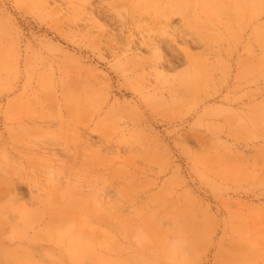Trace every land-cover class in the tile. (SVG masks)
I'll list each match as a JSON object with an SVG mask.
<instances>
[{
	"label": "rangeland",
	"instance_id": "1",
	"mask_svg": "<svg viewBox=\"0 0 264 264\" xmlns=\"http://www.w3.org/2000/svg\"><path fill=\"white\" fill-rule=\"evenodd\" d=\"M0 189L12 264H264V0H0Z\"/></svg>",
	"mask_w": 264,
	"mask_h": 264
},
{
	"label": "bare ground",
	"instance_id": "2",
	"mask_svg": "<svg viewBox=\"0 0 264 264\" xmlns=\"http://www.w3.org/2000/svg\"><path fill=\"white\" fill-rule=\"evenodd\" d=\"M1 198L5 199L6 194L4 191H2L0 189V199ZM24 212H25V214H27L26 211H24ZM23 214L20 213V216H23ZM7 223L5 222V224L3 226L2 221H0V231L7 225ZM14 224L15 223L12 224L11 222H9V225H11V226H14ZM63 232L65 234V231H63ZM67 232L69 234H71L70 237L68 238L69 239L68 242H66V239H64V240H62V242H58L57 244H65L66 245L65 251L68 254L75 255L76 257H81V258H85V256H88L89 251H90V244L88 242H85L84 239L80 238L79 236H74V229L73 228L67 230ZM39 234H40V232L37 230L33 235L34 240H33V238L32 239L31 238H25V240L35 241V238H38ZM23 241L24 240H21L18 242L23 243ZM5 242L6 241L2 237H0V264H12V262H15V258L11 257V253L6 251ZM27 244H30V242H27ZM81 261L82 260H80V262ZM81 263H84V262H81ZM78 264H79V262H78Z\"/></svg>",
	"mask_w": 264,
	"mask_h": 264
}]
</instances>
